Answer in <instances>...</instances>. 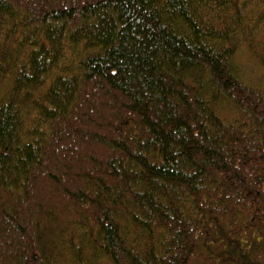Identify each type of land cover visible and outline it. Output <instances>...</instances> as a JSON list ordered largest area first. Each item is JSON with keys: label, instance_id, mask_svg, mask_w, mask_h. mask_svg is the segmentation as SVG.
I'll return each mask as SVG.
<instances>
[{"label": "trees", "instance_id": "trees-1", "mask_svg": "<svg viewBox=\"0 0 264 264\" xmlns=\"http://www.w3.org/2000/svg\"><path fill=\"white\" fill-rule=\"evenodd\" d=\"M241 51L263 75L264 0H0V264H231L262 238Z\"/></svg>", "mask_w": 264, "mask_h": 264}, {"label": "rangeland", "instance_id": "rangeland-1", "mask_svg": "<svg viewBox=\"0 0 264 264\" xmlns=\"http://www.w3.org/2000/svg\"><path fill=\"white\" fill-rule=\"evenodd\" d=\"M235 60L242 75L263 83L264 74L262 75L254 61L248 57L245 51H241ZM226 258L234 259L231 264H264V235L262 238H256L254 242L249 243L247 246H243L240 249V253H232ZM223 259L224 257L219 256L218 262Z\"/></svg>", "mask_w": 264, "mask_h": 264}]
</instances>
